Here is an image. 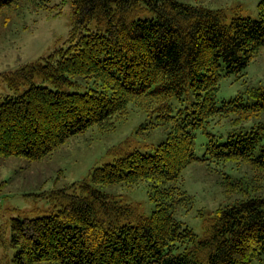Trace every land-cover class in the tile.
Listing matches in <instances>:
<instances>
[{
    "label": "trees",
    "instance_id": "16d2710c",
    "mask_svg": "<svg viewBox=\"0 0 264 264\" xmlns=\"http://www.w3.org/2000/svg\"><path fill=\"white\" fill-rule=\"evenodd\" d=\"M52 1L0 0V11L22 3L52 10ZM68 1L71 25L63 45L4 75L14 93L0 100V154L41 159L90 126L112 129L130 103L168 130L152 153L123 152L53 190L55 211L12 218L15 264H264V194L254 189L257 173L264 175V88L248 91L252 103L240 95L216 102L221 70L239 75L264 46V0L257 18L229 19L222 9L181 0ZM74 77L96 87L64 90ZM173 96L187 100L176 114L168 103ZM215 115L230 116L235 125L263 120L235 128L223 141L208 133L211 159L246 162L255 177L222 178L224 192L241 197L217 207L198 238L178 216L190 201L179 175L196 159L193 129L206 131ZM142 180L154 203L149 216L99 188Z\"/></svg>",
    "mask_w": 264,
    "mask_h": 264
},
{
    "label": "rangeland",
    "instance_id": "374dc122",
    "mask_svg": "<svg viewBox=\"0 0 264 264\" xmlns=\"http://www.w3.org/2000/svg\"><path fill=\"white\" fill-rule=\"evenodd\" d=\"M211 9H222L227 19L234 14L257 18L260 0H181ZM53 9H40L30 3L10 6L0 11V100L14 93L8 86L4 75L16 70L24 63L36 61L59 45H63L71 25V9L68 0H53ZM58 10V12H56ZM222 75L216 94L217 104L240 95L242 101H255L248 91L264 88V46L260 47L252 60L239 75ZM72 85L64 86L67 91H88L96 85L91 80L80 77L71 79ZM36 84L49 85L38 78ZM27 88L20 87L18 92ZM186 98V96H184ZM187 100L170 97L168 103L171 114H176ZM264 119V118H263ZM262 118H250L240 124H233L230 116H212L205 124L206 131L193 129V153L196 159L185 166L179 175L181 187L190 197L186 207H182L178 216L196 234L202 237L204 220L219 206L239 199L238 192L225 193L221 185L224 176L232 180H254L255 171L246 162L216 163L206 154L208 133L214 134L219 141L225 140L228 133L243 125L262 122ZM154 115L129 104L126 117L119 118L114 127L103 131L93 125L84 132L70 136L51 154L37 160H28L23 156L0 154V264H15V249L10 244L9 222L14 217H34L51 213L56 206L51 200L55 189L69 186L88 176L93 166L113 162L123 152L138 150L152 153L155 146L164 140L168 127L166 124H154ZM233 122V123H232ZM237 130V129H236ZM254 174V175H253ZM255 183L257 194H264V175ZM253 176V177H252ZM100 189L114 194L122 203L137 207L143 215L149 216L154 203L149 197L148 182L142 180L133 186L124 184H106ZM71 191V188H67ZM30 264H60L54 261H36Z\"/></svg>",
    "mask_w": 264,
    "mask_h": 264
}]
</instances>
